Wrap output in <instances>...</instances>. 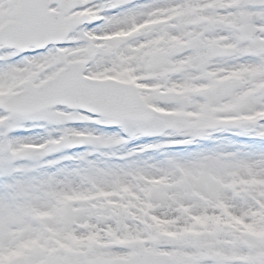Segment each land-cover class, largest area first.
<instances>
[{
    "label": "snow or ice",
    "instance_id": "obj_1",
    "mask_svg": "<svg viewBox=\"0 0 264 264\" xmlns=\"http://www.w3.org/2000/svg\"><path fill=\"white\" fill-rule=\"evenodd\" d=\"M0 264H264V0H0Z\"/></svg>",
    "mask_w": 264,
    "mask_h": 264
}]
</instances>
